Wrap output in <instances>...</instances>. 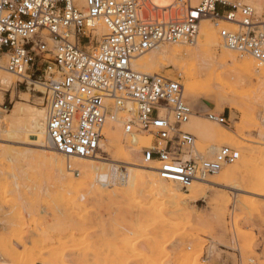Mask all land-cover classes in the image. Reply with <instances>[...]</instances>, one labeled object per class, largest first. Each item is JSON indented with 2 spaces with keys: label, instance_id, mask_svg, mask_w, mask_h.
I'll return each instance as SVG.
<instances>
[{
  "label": "rangeland",
  "instance_id": "obj_1",
  "mask_svg": "<svg viewBox=\"0 0 264 264\" xmlns=\"http://www.w3.org/2000/svg\"><path fill=\"white\" fill-rule=\"evenodd\" d=\"M260 1L264 4V0H252L259 12ZM216 38L219 52L225 51L218 33ZM0 60L6 62L8 57L1 54ZM158 68L159 74L180 81L183 86L185 80L180 72L186 70L199 73L201 82L210 83L202 97L185 94V99L194 116L203 117L199 123L204 128L231 134V145L215 144L192 134L204 159L213 158L224 146L240 151V159L222 169L231 173V179L220 185H205V193L198 198L182 196L169 200L168 195L151 194L146 184L139 183V190L113 184L110 187L101 178L68 172L65 160L66 175L71 179L57 182L48 163L47 146L40 144L45 141L52 150L47 136L40 139L29 134L23 143L0 145L29 152L24 164L5 162L2 166L5 178H0V256L8 246H16L25 252L24 259L30 253L35 255V259L28 257L33 261L30 264L35 260L34 264H42V259L50 261L48 264H217L224 257L233 258L234 264H264V81L228 85L225 69L218 64L206 66L194 58L179 67L168 64ZM13 78L15 84L10 90L0 83V113L5 118L19 104L46 108V100L35 85ZM195 101L205 105L200 108ZM207 112L226 114L229 126L209 121ZM184 126L182 129L190 132ZM114 131L125 154L131 150L133 138L144 142L149 139L133 160L136 165H144L143 149L152 146L154 138L148 133L130 137L124 129L122 133ZM213 148H217L214 153ZM98 155L113 159L103 149ZM121 161L125 163L121 166L131 167L127 160ZM139 172L144 173L140 169ZM220 175L205 179L215 183ZM7 218L10 224L5 227Z\"/></svg>",
  "mask_w": 264,
  "mask_h": 264
},
{
  "label": "built area",
  "instance_id": "obj_2",
  "mask_svg": "<svg viewBox=\"0 0 264 264\" xmlns=\"http://www.w3.org/2000/svg\"><path fill=\"white\" fill-rule=\"evenodd\" d=\"M0 0V55L20 83L41 84L52 149L93 159L104 129L119 122L132 137L148 133L144 163H158L166 182L188 187L237 162L224 146L204 159L182 127L194 115L180 81L133 69L135 58L161 45H197L209 21L223 46L264 62V14L248 0ZM106 28L98 33L99 27ZM206 118L229 126L226 114Z\"/></svg>",
  "mask_w": 264,
  "mask_h": 264
},
{
  "label": "bare ground",
  "instance_id": "obj_3",
  "mask_svg": "<svg viewBox=\"0 0 264 264\" xmlns=\"http://www.w3.org/2000/svg\"><path fill=\"white\" fill-rule=\"evenodd\" d=\"M173 1L174 0H160L159 5L162 7L169 6L173 3ZM249 2L253 4L251 0H249ZM259 6V13L264 14V4L262 3V1H260ZM261 22H264V18ZM105 32L106 28L104 26H100L98 33L101 34ZM217 33V29L213 25H211L210 22L208 23L204 21L201 25L200 31L202 39L199 41V43H197V45L194 46V48H190V46L183 47L177 45H161L152 50L154 52L151 55H141L135 58L132 62L133 69L138 72L141 71V73H146L147 75H157L159 74V66H167L168 64H173L176 67H179L188 59L194 58L203 62L206 66H213L215 64H218L220 68L225 69L228 76V85H235L245 81L251 82L253 80L264 81V62H257L250 57H248L244 62H240L239 60L241 57H237L235 53L228 49L226 51V48L223 45L222 46L225 48V51L219 52V45L216 41ZM6 62L0 60V83L6 90H10L14 87L15 80L13 78V75L7 71ZM232 66H234V69H229ZM180 74L185 80L184 88H186V95L190 94L196 95L197 97H202V95L207 92L205 88H208L210 86V83L201 82L199 73H191L190 71L186 70L181 71ZM31 85V83H28V86ZM35 86L36 90L40 94L45 92V89L41 84L36 83ZM26 95H28V92L26 93ZM1 97H3V95H1ZM192 118L193 120L191 119L192 121L184 126L186 130H189L191 133L196 134L201 139L211 140L215 144L228 143L231 145V134L216 130L209 131L199 123V120H201V118L203 117L193 115ZM114 130H117V132L120 131L121 133L123 132V129L121 128V124L119 122L111 121L105 127V139H103L100 143V149H103L110 156H112V160L104 159L99 155H97L93 159L68 158L54 151V149L50 150L45 141H40V144L45 145V147L47 146V152L50 156L48 163L51 166L53 172H55L53 174L55 175L56 181L64 182L65 180L67 181L71 179V177L66 175L67 171L65 169V164L67 162L68 166L66 167L68 172H77L80 174V176L83 177L94 176L97 178H101L105 180L110 185V187L113 184L114 186L120 185L123 187L132 186L133 189H136V187H138L137 189L139 190V183L146 184L149 186V191L151 194L157 196L168 195V199L170 200L182 196H185L184 199L198 198L205 193V185H220L222 183L228 182L231 179V173L225 170H221L218 173V175L221 174L219 176L218 182L214 183L208 179H203L193 182L188 187L184 188V190H182L183 186L179 184H176L174 182H166L159 179V174L157 172V168L159 166L158 163L143 162L144 165L140 166L136 165L133 162L134 158L139 156L140 150L145 146L149 139L144 142L137 137L133 138L131 140V143L133 144L131 150L127 154H125V148L123 149L122 142L118 140V138H116ZM29 134L39 136L40 139L44 138V136L46 135L47 141L50 144L47 134V108L37 109L19 104L16 105L14 110H12V113L8 115V118H5V115L0 113V145L3 146L4 144L18 142L23 143L27 140ZM216 150L217 148H213L211 149V152L214 153L216 152ZM28 154L29 152H16L8 148L1 147L0 178L2 180L5 178V172L2 169V166L5 164V162H11L14 164V166H20L26 162ZM50 154L59 155L63 159L58 156H52ZM121 159L127 160L128 164L131 167L127 168L121 166L120 164L124 163L123 161H121ZM65 160L66 162L64 164ZM84 161H88L90 163L85 164ZM139 169L144 173L139 172ZM163 219L167 220L164 217ZM161 222H163V220ZM166 222L168 223L169 220ZM9 224L10 220L7 218L4 221V226L8 227ZM20 244L22 245V247H24L23 241H21ZM3 246L6 247L5 245ZM35 249L38 250L37 248ZM28 250L26 254L29 251H32L31 249L29 251ZM24 253L25 252H21L20 249L16 248V246H8L3 250V254L0 256V264L32 263L33 261L30 262L32 259L28 260V257L32 256L33 254L30 253L31 255H27V258L25 257L24 259ZM36 254H38V256L40 255L39 257L43 256V254H39L37 252ZM32 257H34L35 259V255ZM48 262L50 261L42 259V264H48Z\"/></svg>",
  "mask_w": 264,
  "mask_h": 264
},
{
  "label": "crops",
  "instance_id": "obj_4",
  "mask_svg": "<svg viewBox=\"0 0 264 264\" xmlns=\"http://www.w3.org/2000/svg\"><path fill=\"white\" fill-rule=\"evenodd\" d=\"M252 1V0H251ZM199 107H203L205 104H203L202 101H195ZM217 264H234L233 263V258H229V257H224L221 261H219Z\"/></svg>",
  "mask_w": 264,
  "mask_h": 264
}]
</instances>
